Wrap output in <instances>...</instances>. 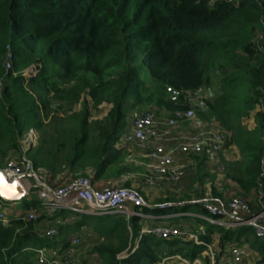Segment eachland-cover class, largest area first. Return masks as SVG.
I'll return each instance as SVG.
<instances>
[{"label": "trees", "instance_id": "1", "mask_svg": "<svg viewBox=\"0 0 264 264\" xmlns=\"http://www.w3.org/2000/svg\"><path fill=\"white\" fill-rule=\"evenodd\" d=\"M167 87L211 90L201 116L220 122L230 134L228 146L240 154L222 165L224 176L237 184L235 197L262 210L249 199L258 205L264 199V0H0V169L27 156L50 181L65 171L93 174V181L120 178L130 169L116 144L131 114L143 106L171 115L188 108L183 98L171 102ZM88 103L91 110L110 108L91 120ZM31 130L38 141L25 150ZM212 192L220 196L214 187ZM21 203L23 211L36 209L37 218L0 225V264H37L33 249L67 248L69 234L88 230L95 236L94 264H158L174 255L193 261L213 233L220 249L244 246L264 264V239L249 226L227 229L196 218L210 229L197 232L203 245L141 234L142 217L133 214L58 211L56 223L36 194ZM192 206L208 217L200 204ZM46 225L56 229L52 239L44 235ZM89 262L83 258L81 264Z\"/></svg>", "mask_w": 264, "mask_h": 264}, {"label": "built area", "instance_id": "2", "mask_svg": "<svg viewBox=\"0 0 264 264\" xmlns=\"http://www.w3.org/2000/svg\"><path fill=\"white\" fill-rule=\"evenodd\" d=\"M215 1V0H213ZM237 2V0H228ZM10 65L8 66V68ZM171 102L183 100L188 108L168 114V119L162 115L147 110L132 118L129 128L121 135L116 147L122 149L131 147L138 150L147 160V171L143 175V183L151 188H159L163 184H178L186 177L187 166L177 163V156H201L210 166H218L220 172V157L228 147L230 134L216 119L206 120L201 114L207 111V100L212 96L211 90L199 89L181 92L173 87L166 89ZM185 127V129H179ZM187 127V130H186ZM35 144V131L31 130L24 141V149ZM9 183L19 181L25 191V198L33 193L38 196L40 206L47 216L55 218L58 211H69L92 216L113 214H133L143 217L141 210L146 206L142 195L129 188H100L92 178L72 177L66 171L59 176V182L50 181L43 171L34 168L32 161L23 156L9 160L1 169ZM19 203H4L0 200V225L11 226L13 219L27 218L35 220L37 210L29 209L21 213L15 212L10 217L6 213L16 209ZM201 207L208 213L202 217L213 224L227 229L238 226H249L254 229L256 237L264 239V208L255 211L250 203L239 197L228 201L203 199ZM172 203L159 206L169 209ZM58 219H55V221ZM44 235L53 238L56 235L54 227L46 228ZM144 232L155 234L160 239L184 238L197 244L205 243L199 239V234L185 233L176 228L158 227ZM203 233V228H200ZM67 248L41 247L33 249L39 264H81L75 259L76 248L82 243V235L73 237ZM195 260L176 256L179 264H257L251 262V255L244 246L229 244L223 249H216L211 244ZM171 257L165 258L158 264H169ZM208 258V262L204 261Z\"/></svg>", "mask_w": 264, "mask_h": 264}, {"label": "crops", "instance_id": "3", "mask_svg": "<svg viewBox=\"0 0 264 264\" xmlns=\"http://www.w3.org/2000/svg\"><path fill=\"white\" fill-rule=\"evenodd\" d=\"M162 112H166L165 109L158 110V114L161 115ZM250 120L251 121L249 125H247L248 128H251L253 126V118ZM122 149L123 154L125 152L129 153L128 158H132L130 159V161L137 168V171L135 173H131V171H129L128 173L124 174L126 176L124 178L126 180L125 186L127 188L136 189V191H138L139 194L142 195L146 202L145 208L148 212L144 213L143 209L141 210L143 216L141 234L144 230H154L158 227L176 228L189 234H197V232L200 231V228H203V233L205 234L208 232V230H210L209 227L200 225L195 222L196 218H201L203 216L199 213L198 209L190 211L189 207L195 204H200V201L203 199L228 201L230 196L236 195L237 193V184L230 179H226L224 173L222 174V172L218 170V166H210L201 156L195 155L190 157L184 155L177 156V163H184L187 166L186 177L181 182H179L178 184H163L159 188L148 187L143 183L142 176V174L144 175L147 171V160L143 158L142 154L134 148L127 146ZM238 159H240V154L237 147L234 145H230L227 147L225 152L222 153L219 163L220 165H223L225 164V162L235 161ZM199 161L201 162V164ZM124 175H122L120 179H117L119 180L118 182H121ZM59 176L60 174L56 176L54 182H59ZM110 183L111 181L109 179L107 180V178H102L99 179L97 185L99 187H103ZM212 187L216 189V192L219 193L220 196H216L212 192ZM207 195H209L210 197H208ZM167 198H173L174 200L167 201ZM259 199L261 202L260 205L256 203V210L264 207V199L262 200L261 196ZM166 202H170L173 204V206L183 209L175 212L169 210L166 212L162 211L159 214L154 213L155 211H157V208L161 206V204ZM5 210L10 217H12L15 212H23V209H21V211H16V209L11 211L6 208ZM54 222L58 223L59 221L54 220ZM48 227L49 226L46 225V228ZM212 236L213 241L211 245L214 248L219 249V234L213 233ZM182 239L186 240L184 238ZM174 256L176 257L178 255ZM252 257L253 259L258 260V257H256L254 253L252 254ZM168 263L179 264L180 260L174 259L173 261L172 259Z\"/></svg>", "mask_w": 264, "mask_h": 264}, {"label": "rangeland", "instance_id": "4", "mask_svg": "<svg viewBox=\"0 0 264 264\" xmlns=\"http://www.w3.org/2000/svg\"><path fill=\"white\" fill-rule=\"evenodd\" d=\"M204 90H207L208 88H203ZM210 90V89H209ZM88 102V98H85L84 100H82L81 101V103L80 104H78L76 107H75V110L76 111H80L81 110V108H82V105L83 104H85V103H87ZM83 103V104H82ZM88 106H89V108H90V110H91V107H90V105H89V103H88ZM109 106L108 105H103V106H101L99 109H97V110H91L90 111V113H91V120H93V119H102L105 115H106V113H107V111L109 110ZM147 110H150V111H153L154 113H157L158 112V110H160V109H158V108H156V107H154V106H143V107H140V108H138V109H136L132 114H131V117H130V119H132L134 116H136V115H139V114H141V113H143V112H145V111H147ZM162 117H163V119H168V114L167 113H165V112H162ZM253 117L250 115L248 118H246V120L244 121V123H245V125H249V123H250V119H252ZM179 129H185V127H180ZM186 130H187V127H186ZM38 137H39V134L37 133V132H35V144L34 145H36L37 144V141H38ZM128 152H125L124 154H123V165H125V166H127L129 169H130V171H131V173H135L136 171H137V168L133 165V163H131V161H130V159H132V158H128ZM132 156V155H131ZM219 173V172H218ZM224 173V171L222 172V174ZM92 176H93V174H91L89 177L90 178H92ZM142 176H143V174H142ZM126 176L124 175L123 176V178H122V180H121V182H118L119 180H117V179H120V178H115L114 176H109V177H107V180L109 179L110 181H111V183L110 184H108V185H106V186H103V187H100V188H102V189H104V188H107L108 186H111V187H108V188H121V187H125V188H127L126 186H125V182H126V180L124 179ZM111 179H113V180H111ZM93 180V179H92ZM98 181L99 180H96L95 181V183H96V185H97V183H98ZM113 183V184H112ZM129 189H133V188H129ZM133 190H136V189H133ZM138 192V191H137ZM139 193V192H138ZM208 197H210L209 195H207ZM37 198H38V196H37ZM231 198H235V196L234 195H232V196H230L229 197V199H231ZM254 198V197H253ZM253 198H250V201L252 202V204H253V206H255L256 207V202H255V200L253 199ZM26 199V198H25ZM228 199V200H229ZM190 208V211H194V210H196V208L194 207V206H190L189 207ZM21 209H22V203L21 202H19V205L18 206H16V211H21ZM11 210V209H10ZM73 219H75V217L74 216H71L70 217V221H72ZM57 221H60L59 219L57 220ZM86 232V231H85ZM79 234V233H78ZM81 235H82V243L79 245V246H77V248H76V251H77V253L76 254H74V257H75V259H78V260H81V262H82V259L84 258H86V259H89V264H94V263H96L97 261H98V258L97 257H95V256H91V248H92V246L94 245V243H92L91 242V240L93 239V233L91 232V231H89L88 230V232L87 233H80ZM77 235V233H71V235H69V243H71V239L73 238V237H75ZM95 237V236H94ZM52 239V238H51ZM47 242H48V240L47 239H44L43 240V242L42 243H44V244H47ZM62 247V245L61 244H58L56 247ZM250 253V255H251V262L252 263H255L256 262V260L255 259H253V257H252V254L253 253H251V252H249ZM179 256V255H178ZM175 256H171V260L173 259V261H174V259H176V260H178V258L177 257H175ZM36 259H37V255H36ZM178 262V261H177ZM37 264H39V262H38V260H37Z\"/></svg>", "mask_w": 264, "mask_h": 264}, {"label": "water", "instance_id": "5", "mask_svg": "<svg viewBox=\"0 0 264 264\" xmlns=\"http://www.w3.org/2000/svg\"><path fill=\"white\" fill-rule=\"evenodd\" d=\"M25 198V191L19 181L9 183L0 169V199L4 203H19Z\"/></svg>", "mask_w": 264, "mask_h": 264}]
</instances>
